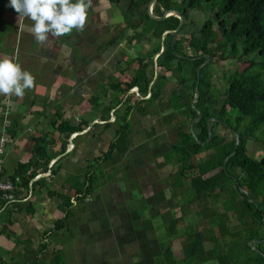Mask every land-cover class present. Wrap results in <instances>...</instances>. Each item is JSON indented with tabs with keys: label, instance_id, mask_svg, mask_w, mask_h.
I'll return each instance as SVG.
<instances>
[{
	"label": "trees",
	"instance_id": "trees-1",
	"mask_svg": "<svg viewBox=\"0 0 264 264\" xmlns=\"http://www.w3.org/2000/svg\"><path fill=\"white\" fill-rule=\"evenodd\" d=\"M149 2L150 0L135 1L136 8L145 9L144 14L140 13V21L135 27H142L141 39L148 46L152 39L158 40L159 43L153 50L145 46V54L128 61L129 68L126 72L136 63L138 65L128 82L110 84V88L120 93L122 97L114 98L115 101L118 100L117 104L112 105V103L111 106L106 107L105 114L99 120L108 121L109 112L115 110L114 115L122 112V122L117 124L114 120L103 124L105 127L117 124V127L114 140L110 142L102 157L107 160L115 153L123 154L128 151L127 138L132 133L129 116L134 111L142 115L155 114L152 111H145L146 108L142 103L154 104L148 107L150 110L151 107H155L162 97L164 81L170 77L178 81L177 88L171 92L168 101L173 112L183 109L187 112L189 125L197 117V113L191 107V100L198 80L199 96L194 106L201 111L202 117L199 122L193 124L195 137L189 126L178 124L172 131L176 139L170 144V150L167 152L169 155L163 154V159L168 163L172 158L177 157L175 159H178L179 165L175 185L181 186L185 180H188L189 189L193 192L191 201L201 202L213 195L222 196L228 201L229 207L226 211L232 212L233 216L237 217L239 228L237 223L233 228L228 227L226 217L211 209L209 210L212 215L211 222L219 228V236H215L213 229L209 230L208 236L199 232L189 234L190 241L185 251L186 256L180 260L172 257V238H170L161 252L160 264H203L207 262L201 261L204 255L215 256L213 259L217 264H264V241H261L264 240V233H261V230L264 231V153L261 158L256 159L249 155L247 149L248 142H256L264 152V0H157L152 9L155 16L160 17L167 10H179L187 15L192 9L210 16L206 17V22L200 30L199 24H196L194 19L189 27L185 25L181 28L173 48L167 46L156 59V67L163 73L157 75L151 86L154 79L153 58L160 51L162 34L174 30L179 20L174 16L162 21L150 19L146 13ZM8 5L9 0H0L1 32L9 27L3 18V12L8 10L16 13ZM133 10L128 13L132 15L135 13ZM131 24L126 22L127 26L113 33L106 44L113 45L127 30L126 28L133 30L134 26ZM167 37L171 39V34H167L165 39ZM227 45L229 49L225 51ZM177 55L189 59L178 58ZM206 55L210 56L211 62L200 69L197 77L196 69L205 60ZM216 58L222 61L233 59L240 65H246L241 71L223 76L227 87L225 86L219 94L213 90L212 76L209 73L210 65ZM182 74L186 76L182 77ZM134 87L138 88L139 96L132 93L125 97L127 91ZM146 97L148 98L145 99ZM220 100L221 105L218 107L216 105ZM97 101H100L99 95L93 96L92 103L95 104ZM229 111H236L239 114L235 118L234 125L231 123ZM210 118L218 119L222 124L216 121L210 122L211 139L205 145L199 144L207 140L206 121ZM244 118H248V122H245ZM163 120L169 124L171 118L168 116ZM88 125L89 121H83L78 126H71L63 121L54 127L59 133L69 136L83 131ZM216 125H220L224 133L215 132ZM230 128L238 133L239 145L235 155L227 161L224 170L223 162L235 145V136ZM257 131L259 133H256ZM209 151L206 159L198 158L202 153ZM33 154L37 157V150L33 151ZM49 160L46 158L44 172ZM34 165L37 166L36 160L20 164L9 177L14 182L13 196L17 199H23L31 189L30 181L37 174L35 172L27 174V172ZM16 177L19 178L17 182H15ZM228 185H230L229 189ZM239 188L244 192H240ZM250 200H254L256 205L251 204ZM66 203L67 206L68 200ZM4 205L5 202L0 200V214L6 220L5 224L0 226V234L6 235L8 226L11 225L9 216L11 211L8 207L4 208ZM205 211L207 208L204 210L206 215ZM169 229L171 232L174 230L173 227ZM222 239L224 242L220 246L214 244L213 247H206L207 242L216 243ZM253 239H258L259 242L248 245V241ZM252 246L256 248L255 251L252 250Z\"/></svg>",
	"mask_w": 264,
	"mask_h": 264
},
{
	"label": "crops",
	"instance_id": "crops-1",
	"mask_svg": "<svg viewBox=\"0 0 264 264\" xmlns=\"http://www.w3.org/2000/svg\"><path fill=\"white\" fill-rule=\"evenodd\" d=\"M95 3H97V6L94 7ZM104 3H106L105 6L108 8L110 7V0H94V2H92L87 21L89 24L86 23V27L84 31H82L83 33L81 32L78 40L75 38L77 32L74 30L71 35L59 38L49 37V42L45 45L38 44L30 34L28 28L32 23L26 22L27 18H21L18 14L8 10L3 12V18L9 24V27L7 26L4 31H0V43L5 47L7 38L10 39V41L15 39V43L19 44L20 49L16 51L17 48L14 46L13 55L10 56L15 58L23 69L30 71L34 75L35 82L33 88L26 90L23 97H16L11 94L0 95V137L4 135L7 139L5 151L2 156L1 180L11 181L9 177L14 174L17 167L20 164H26L30 160H36L37 166H32L27 174L35 172L37 175L30 181L31 189L28 191L27 195L23 199L14 197L17 201L13 206L14 208L8 207L11 211L9 214L11 225L8 226L6 235L0 234V249L5 250L7 258H5V261L0 259V264H110L108 262L109 259H106V257L109 255L110 251H113V243L123 244L124 250H127V240L130 237L127 238L126 234L123 236L122 232H119V229L121 227L120 223L125 222V216L129 215L125 208L127 206L126 202L129 201L128 210L130 211V215L133 218L137 216L134 210V204L130 201L133 200V196L130 193L134 185L124 180L122 188V184H120L119 181L113 180L109 182L105 180L104 176L112 170L117 177H119V174H122V168L116 166L119 164V156L125 154V157H128L130 160L129 155H131L134 149L128 144V139H130L131 136H133V138L134 136L137 137L141 133H138L137 129L133 127L141 121L142 118H146L147 121L152 120L151 116L154 114L145 113V115H142L137 111L132 112L128 118L132 129V133L127 138L128 151L123 154L115 153L111 158L104 160L102 157L103 151L98 154L96 153L98 148H95V139H102V137H105L108 134L105 133L108 131L107 127L103 128V131H98L96 133L93 129L95 124L96 126L99 124L103 125L104 123L116 120L115 113H113L115 110L109 112L110 119L108 121L103 122L99 119L105 114L106 107L111 106L109 102L119 93L116 91L114 92L110 88V85H108L104 92L105 94L102 93V101L99 103L97 101V103L94 104L92 103L93 88L83 87L81 82L79 85L75 79H72V81L69 78L63 77L64 72L73 70L72 66L77 65L81 58L80 54L79 59L74 62L72 60V58H74L73 50H71L70 56H63L62 58L61 49L63 43H68V39L71 40L73 38H75L73 40L83 42L81 35L93 27V22H97L95 16L98 15V9L105 8V6H103ZM106 12L107 11L104 10L102 14ZM105 15L107 20V13ZM125 33L126 32H124L122 37L111 46L106 44L111 37L107 38V41L104 43L107 46H103L107 47V49H115V47L118 46L117 44L124 42ZM153 43L156 44L155 41H153ZM68 46H75L78 49L76 43H74V45L68 43ZM120 47L122 46H119V49ZM148 49L152 50L153 47L149 46ZM125 56L119 55L117 59L118 65H121L122 61L126 59ZM128 61H130V59H128ZM24 62L29 63V65H23ZM63 62L65 64L68 63L72 68L69 69L68 65H63ZM33 64L37 65V68L33 66V69L30 70L28 66H32ZM118 71V69L117 71L114 70L113 73L116 74ZM123 71L124 70H120L119 72ZM124 74L127 78L126 82L133 76V74L130 75V70ZM104 76L99 80H102ZM84 78L88 79V75L86 74ZM92 78L93 76L91 75V80ZM85 79H83V76L80 77L82 81H85ZM61 81H63L64 84L66 83L65 86L71 90L70 94L72 97H75L73 100L77 101L79 95L83 93L87 95V93L91 91V97L88 103H85L79 111L73 108L74 110L71 109L69 113L66 110V105H64V108L61 107L62 99L58 98V96H61L58 89ZM42 86L44 87L42 88ZM135 90L136 92L130 91L126 93L125 97H128L132 93L139 96L136 94L138 90ZM29 93L34 94V97L30 98ZM73 94H75V96H73ZM141 98L142 97H140V99ZM147 98L148 97L145 99ZM31 100L32 102H30ZM8 104L10 105L8 119L11 125L6 129V132H4L3 112ZM167 104V108H164V110L167 111L170 107L171 111H173L169 101ZM62 109L64 113L61 112ZM44 113L50 114L51 118L48 123L44 120L45 118H42V114ZM76 114H79V116H76ZM118 114L117 120L120 124L122 122V112ZM67 117H69V119L72 118L71 123L68 122L71 126H78L82 124L83 121H89V125L81 132L66 136L59 133L55 127L63 121L67 122ZM175 128L176 126L174 125L171 132ZM45 130H47V132L50 131L49 136L48 133L43 136L36 135L37 132H44ZM56 133L59 134L57 140ZM113 140L114 138L111 141ZM26 142L30 145L33 144L31 153L33 159H30L31 155L29 158L26 153ZM167 145H169V149L167 150L169 151L170 142H168ZM35 150L38 152L37 157L33 154ZM166 152L161 154L163 155ZM143 153V150H140L138 155H142ZM10 158H12L13 161ZM46 158L50 160L44 172ZM139 158L140 157H137L136 159L139 160ZM132 163L134 166H132ZM149 164L147 163L145 167L147 172L143 173L142 171L144 176H140L141 172L139 171H141V169L136 166L135 160L122 167L126 172L132 175L131 180H136L140 188H142L141 184H143V180H150V175L152 173L153 177H156L155 182H157L158 176L155 174V169L157 167L153 169L150 166H154V163L151 164L149 162ZM155 165H157V162H155ZM135 168L138 169V172H135ZM96 169L99 171L98 180L95 179L97 174ZM158 179L161 180L160 178ZM36 181H38V183L35 184ZM152 187L153 184L149 186L148 195H145L149 203L156 200L153 192L154 187ZM94 190H96L95 193ZM67 200L68 205L66 206ZM111 201H113L114 210H109L108 208ZM5 221V218L0 214L1 227L5 224ZM129 221L132 224L130 218ZM140 228H143V226ZM135 232L136 231L133 229L132 235H134ZM53 235H55V240H52L53 246H51L50 242ZM113 236H122V238H113ZM120 240H122L121 243ZM64 241H69V245H71L72 256H70L69 259L66 257L65 250H68V248L64 246ZM9 243L10 246L6 249V245ZM129 245L128 249L130 250L132 245L131 243H129ZM131 251H129L130 256L133 258V253ZM11 252L13 253L10 258L8 254ZM124 260L125 259L122 261L116 258L113 264H125ZM14 261L16 262L14 263Z\"/></svg>",
	"mask_w": 264,
	"mask_h": 264
},
{
	"label": "rangeland",
	"instance_id": "rangeland-1",
	"mask_svg": "<svg viewBox=\"0 0 264 264\" xmlns=\"http://www.w3.org/2000/svg\"><path fill=\"white\" fill-rule=\"evenodd\" d=\"M75 1V0H73ZM116 1V2H115ZM110 0V7L108 8L106 3H104L103 6L105 8L98 9V15L95 16L97 18V22H93V29L91 28L89 31L81 35V39H83V42L76 41L78 38H80L81 32L77 33L76 40L68 39L65 40L69 44L76 43L78 45V49L75 46H70L71 50H73L74 58L72 60L75 62L79 59V56L81 54V58L79 59V62L77 65H73V70H69V72H64L63 77L69 78L70 80L75 79L76 82L82 83L83 87L86 86V88H93L92 95L97 96L99 95L100 101H102L103 96L102 93L105 92L106 88L110 84H114L116 82L124 83L126 82L127 78L123 72H119L120 70H124L125 66L128 64V59L132 60L138 55H143L146 52L145 46L147 47V43L143 41L141 30L142 27H137L138 29H133L132 32H128V34L125 33V41L120 42L117 44L118 46L115 47V49L108 48L103 46L105 45V41H107V38H110L113 33H115L117 30H119L122 27L127 26L126 22L135 23L138 24L140 19V13L137 14V12L133 13L132 15L127 12V5L130 7L131 0L128 2L127 0ZM94 2V0H92ZM128 2V3H127ZM97 6V3L94 4V7ZM106 10L108 19L106 20V13L102 14V11ZM143 9L141 14H144ZM147 13V11H146ZM208 18L210 14H205ZM141 18V17H140ZM92 20V19H89ZM88 21V19H87ZM86 21L87 24H89ZM26 22L33 23L31 20L26 19ZM194 22L196 24H200V17L196 16L194 17ZM128 31L130 29L126 28ZM140 32V33H139ZM83 33V32H82ZM123 35V34H122ZM135 38L136 42L134 40L132 43L129 42L131 36ZM78 36V37H77ZM122 37V36H121ZM132 37V38H133ZM139 39V40H138ZM64 40V39H62ZM119 40V38H118ZM154 40V39H153ZM170 38L164 39L163 44L168 42ZM140 41V42H139ZM156 45L159 43L158 40H154ZM139 42V44H135ZM161 42V40H160ZM34 43V41H33ZM68 43H63L62 47ZM155 43L149 42V46L154 45ZM133 45V46H132ZM139 45V46H138ZM0 43V59H3L5 57H11L10 55H13V49L14 46L17 48L16 51H19V44L15 43V39L7 38L6 46ZM119 46L120 47L119 49ZM34 48V47H33ZM148 48V47H147ZM228 45L224 50H228ZM29 50V49H27ZM125 55L127 56L126 59L123 61V63L118 65L117 59L119 58V55ZM63 58V55H62ZM61 58V59H62ZM250 58V57H249ZM211 61H209L210 63ZM33 63V62H32ZM23 65H29V63L24 62ZM63 65L69 66L68 68H72L68 63L65 64L63 62ZM33 66L37 65L33 64L32 66H28V68L31 70L33 69ZM246 65H240V63L237 60L228 59L226 61H222L218 58H216L209 68V73L212 76V83H213V90L215 93L219 94V92H222L225 89V81L223 79V76H227L232 74L235 71H241L245 68ZM27 67V66H26ZM24 67V68H26ZM137 66L134 65L130 69V75L135 73ZM116 74H114V70L117 71ZM77 75H76V73ZM163 73L162 71L159 72V74ZM88 75V79H85V75ZM91 75L93 76L91 80ZM109 75V76H104ZM83 76V79L85 81L80 80V77ZM104 78L102 80H99L101 77ZM186 76V74H182V77ZM73 81V80H72ZM177 79L170 77L168 80L164 81V89H163V96L158 101V104H156L155 107H151L147 103H142L144 107L146 108L145 111H152L155 114L151 116L152 120L147 121L146 118H142L141 121H139L133 128L137 129L138 133H140L137 137L131 136L130 139H128V144H130L134 149L131 152L130 160L128 157H125L126 155H120L119 156V164L116 165L119 168H122V174H119L117 177L115 172L112 170L108 172L104 178L106 181H113L117 180L122 184V188L124 185V180L128 183H131L134 185V188L131 189V193L133 196V200H130L131 203L134 205V210L136 212V217L133 218L130 215L129 204L127 203V206L125 207L127 212L129 213V217L125 216V222L120 223L121 227L119 229V232H122V235L129 238L127 240V250H124L123 244L113 243V251H110L109 255L106 257V259H109L108 262L110 264H113L116 261V258H119V260H124L125 264H160L162 261V255L161 252L164 250L165 246L167 245L168 241L172 238V257L175 260L183 259L186 256V249L189 245V238L188 235L193 232H199L200 234L204 236L209 235V230L213 229V232L215 236H219V228L216 225H212L211 219L212 215H210L211 209L216 210L218 213H221L223 216L226 217V223L228 227H235L234 225L237 223L238 227V221L236 220V216L234 217L232 212L226 211L229 207V202L225 201V199L222 196L213 195L212 197H208L200 201H191L193 197V192L189 189V181L185 180L184 183L181 186L175 185V182L177 181L176 172L178 170V159L176 156L172 158V160L168 163L164 162L163 155L161 153L166 152L169 149V145H167L168 142L170 144L175 141L176 138H174V135L172 134L171 130L173 126H177L178 124H182L184 127H190V124L188 125L189 121L187 120L188 114L186 111L178 110V112L171 111L170 107L169 109L164 110V108H167L168 98L171 94V92L177 88ZM63 81L60 82V85L58 87L59 93L61 96H58V98L61 100V107L64 108V105H66V110L69 112L72 110L79 111L80 108L84 106L85 103H88L89 98L91 97L90 92L85 95L83 93L82 95H79L78 100H73L75 97H72L71 90H69L68 87L65 86ZM44 86H42L43 88ZM227 87V86H226ZM73 88V87H71ZM46 90V89H44ZM135 90V89H134ZM101 92V93H99ZM136 92V90H135ZM99 93V94H98ZM105 94V93H104ZM75 96V94H73ZM83 96V97H82ZM92 96V97H93ZM105 96V95H104ZM29 97L33 98L34 94L29 93ZM28 97V98H29ZM82 97V98H81ZM114 97V96H113ZM121 94H116L115 98H121ZM58 99V100H59ZM116 99H112L109 102V105H115L117 104ZM98 101V103L100 102ZM32 102V100L30 101ZM115 102V103H114ZM67 103V104H65ZM221 100L217 103L216 106L220 107ZM87 106V105H85ZM88 107V106H87ZM74 108V109H73ZM117 109V108H116ZM63 109H62V111ZM228 113L231 116V123L234 125L235 118L239 115L236 111H229ZM66 113V112H65ZM70 113V112H69ZM119 113V112H118ZM118 113H116V118L118 119ZM176 114V115H175ZM175 115V116H174ZM76 116H79V114H76ZM170 116L171 121L169 124H167L163 118ZM163 117V118H162ZM42 118H45L44 120L48 123L50 121V114L44 113L42 114ZM72 119V118H71ZM71 119L67 117V122L71 123ZM116 119V123H119V121ZM112 121V119H111ZM245 122H248V118H244ZM219 123L218 121H216ZM214 123V122H212ZM135 124V123H134ZM222 124V123H219ZM224 125V124H223ZM117 127V124L111 125L107 127V132H105L107 135L105 137H102V139H95V148H98L96 153H101L102 151L107 150L108 143L114 138L115 134V128ZM103 128H106L104 125H97L94 127V132L103 131ZM134 130V129H133ZM215 132H223V129L220 125L214 126ZM50 132V131H49ZM49 132L45 130L44 132H37V136H43ZM256 133H259L257 131ZM59 136L58 133H56V140ZM139 137V138H138ZM27 143V142H26ZM40 145V144H39ZM135 147V148H134ZM28 154V157L30 158V155L33 150V144L30 145L27 143L26 147ZM247 149L249 152V155L253 158L259 159L263 156V149L260 147L259 144L256 142H248ZM140 150H143L142 155H138V152ZM168 152V151H167ZM167 156L169 155V153ZM209 152L202 153L200 156H198L199 159H206L207 154ZM27 157V158H28ZM137 157H140L139 160L136 159ZM118 158V157H116ZM12 161L13 159L10 158ZM33 159L32 155L31 158ZM136 162V166L140 167L141 172L140 176H144L143 173L147 172L146 164L149 162L152 164L154 163V166H150L151 168L155 169L154 167H157L155 169V174L157 177V182H155L156 177H153V173L150 175L149 179H144L143 184H141L142 188H140L139 183L136 182V180H131L132 175L126 172L123 169V165L129 164V162ZM155 162H157V165H155ZM150 165V164H149ZM130 166V165H129ZM132 166L134 164L132 163ZM135 172H138V169L135 168ZM143 171V173H142ZM150 171V170H149ZM96 177L95 179H99V171L96 169ZM190 175V173H189ZM160 178L161 180H159ZM100 182V180H99ZM98 182V183H99ZM138 184V185H136ZM153 184L154 187V194H155V201L148 202L145 195H148L149 186ZM152 187V188H153ZM230 188V185H228V189ZM96 190H94V193ZM109 210H114L113 201L109 204ZM207 208L206 215L204 214V210ZM133 209V208H131ZM210 215V216H209ZM129 218L132 221V224L129 221ZM109 219V217H108ZM230 220V221H229ZM108 221V220H107ZM236 221L234 224L233 222ZM150 223V225H149ZM36 225V223L34 222ZM141 226L145 227L146 229L140 228ZM169 227H173L174 230L172 232L170 231ZM140 228V229H139ZM152 228V230L148 229ZM239 228V227H238ZM133 229L136 231L134 235ZM139 229V230H138ZM261 233H264L263 230H261ZM260 233V234H261ZM122 238V236H120ZM118 236H113V238H120ZM55 240V235L51 238V246H53V242ZM258 240V239H256ZM221 240L215 242H207L206 247H213L214 244L217 246H220V244L223 241ZM252 241V240H251ZM261 241H264L261 239ZM12 242V241H11ZM73 242V241H72ZM122 240H120V243ZM133 242V243H132ZM250 241H248L249 243ZM259 242V240H258ZM257 242V243H258ZM129 243H131L132 247L129 250ZM247 243V244H248ZM255 244V243H252ZM10 246V243L6 245V249ZM64 246L68 248L66 251V257L69 259L70 256H72V249L71 245H69V241H64ZM251 246V245H250ZM254 247V246H253ZM252 248V247H251ZM132 250V251H131ZM253 250V249H252ZM133 253V258L130 256V252ZM119 252V253H118ZM127 252V253H126ZM12 253H9V257H12ZM6 252L3 249H0V259L5 261V258L7 256L5 255ZM125 255V256H124ZM125 257V258H124ZM215 256L207 257L204 255L201 258L202 262H205L203 264H217V262L213 259ZM133 261H132V259ZM121 261V262H122ZM135 261V262H134ZM16 261H14L15 263ZM244 264V263H241Z\"/></svg>",
	"mask_w": 264,
	"mask_h": 264
},
{
	"label": "clouds",
	"instance_id": "clouds-1",
	"mask_svg": "<svg viewBox=\"0 0 264 264\" xmlns=\"http://www.w3.org/2000/svg\"><path fill=\"white\" fill-rule=\"evenodd\" d=\"M19 17L33 23L28 28L40 45L49 42V37H63L84 31L92 0H9ZM65 57L71 55V48L65 44L61 49ZM34 75L21 67L13 57L0 59V95L23 97L26 90L33 88Z\"/></svg>",
	"mask_w": 264,
	"mask_h": 264
},
{
	"label": "water",
	"instance_id": "water-1",
	"mask_svg": "<svg viewBox=\"0 0 264 264\" xmlns=\"http://www.w3.org/2000/svg\"><path fill=\"white\" fill-rule=\"evenodd\" d=\"M157 2V0H150V2L147 4V7H146V10H147V15L150 17V19L154 20V21H162L164 20L165 18L169 17V16H174L176 17L178 20H179V23L177 25V27L172 30V31H165L163 34H162V37H161V40L164 41L165 39V36L167 34H171V48H173L174 46V43H175V40H176V37L179 33V31L181 30V28L185 25H189V23L192 21L193 19V16L196 15V14H200L201 17H202V22L199 24V30L203 27V25L205 24L206 22V15L204 12H201L199 10H190L188 12V15L186 16L185 14H183L182 12H180L179 10H167L163 13L162 16H155L153 15L152 13V9H153V6L154 4ZM178 58H180L179 55H177ZM210 61V56L206 55L205 56V60L197 67L196 69V74H197V77H199V71L202 67L206 66ZM158 75V70L156 68V63H155V69H154V79L153 81L151 82L150 86L153 84L154 80L156 79ZM198 84H199V81L197 80V83H196V87L194 89V96L191 100V107L192 109L197 113V117L195 119L192 120V122L190 123V131L191 133L193 134V136L195 137V134L193 133V124L194 123H197L201 120V117H202V113L199 109H197L194 104L195 102L197 101L198 99V96H199V92H198ZM213 121H218L219 123H221L220 120L218 119H214V118H210L206 121V125H207V130H208V136H207V140L204 142V143H200L199 144H202V145H205L207 143H209L210 139H211V130H210V122H213ZM230 130H232L230 128ZM233 134L235 136V145H234V148H233V151L231 152V154L229 156H227L223 162V169L226 170V164H227V161L229 160L230 157H233L236 153V150H237V147L239 145V136H238V133L236 131H233ZM237 182V181H235ZM240 192H244V190L242 188H239ZM251 204H254L256 205L255 201L254 200H250ZM258 240L256 239H253L252 241H250L248 243V245H251L252 243H257ZM252 249L255 251L256 248L252 246Z\"/></svg>",
	"mask_w": 264,
	"mask_h": 264
},
{
	"label": "built area",
	"instance_id": "built-area-1",
	"mask_svg": "<svg viewBox=\"0 0 264 264\" xmlns=\"http://www.w3.org/2000/svg\"><path fill=\"white\" fill-rule=\"evenodd\" d=\"M138 95V93H136ZM9 111H10V105L8 104L3 112V126H4V132H6V129L11 125L10 121L8 119L9 117ZM7 143L6 137L3 135L0 137V200L5 202V207H13L15 205V202H17L13 196V190H14V182L12 181H2L1 180V173H2V156L5 151V145ZM19 178L15 179V182H17ZM14 208V207H13Z\"/></svg>",
	"mask_w": 264,
	"mask_h": 264
},
{
	"label": "flooded vegetation",
	"instance_id": "flooded-vegetation-1",
	"mask_svg": "<svg viewBox=\"0 0 264 264\" xmlns=\"http://www.w3.org/2000/svg\"><path fill=\"white\" fill-rule=\"evenodd\" d=\"M128 2L130 1V0H127ZM135 1H137V0H131V3H130V7H128V5H129V3H128V5H127V12H130V11H132L133 9V11L134 12H137V14H139V13H141V11H142V8H136V6L134 5V3H135ZM116 2V1H115ZM188 15V14H187ZM186 15V16H187ZM196 16H199L200 17V19H201V22H202V17H201V15L200 14H196V15H194L193 16V19H194V17H196ZM200 22V23H201ZM190 24V23H189ZM131 25H133L134 26V28L135 29H138L137 27H135L136 25H135V23H132ZM188 26V25H187ZM190 26V25H189ZM188 26V27H189ZM133 30H126V31H124V32H126V34H128V32H132ZM140 33V32H139ZM129 35V34H128ZM131 36V38H130V40H129V42H133L134 40H135V38L133 37V35H130ZM133 37V38H132ZM131 39H134V40H131ZM139 40V39H138ZM123 41H125V40H123ZM154 40L152 39L151 41H150V43L151 42H153ZM176 41V40H175ZM135 42H136V40H135ZM140 42V41H139ZM139 42H137V43H134L133 45H137V44H139ZM171 39L170 40H168V42H166L165 41V43L163 44V42H162V40H161V42H160V51H159V53H157L156 55H154V61H155V63H156V59L160 56V54L164 51V49L167 47V46H169L170 45V47H171ZM157 43V42H156ZM132 45V46H133ZM139 46V45H138ZM156 46V44H154V45H152V47L154 48ZM149 47V46H148ZM151 50V49H150ZM153 50V49H152ZM124 56H125V53H124ZM180 56V55H179ZM127 56H125V58H126ZM180 58H186V59H189L188 57H182V56H180ZM153 61V62H154ZM122 63H123V61H122ZM136 66H138L137 65V63L135 64ZM157 65V64H156ZM134 66V65H133ZM128 68H129V66H128V64H127V66H125V68H124V73L126 72V70H128ZM157 68V67H156ZM131 69V68H130ZM154 69H155V64H154ZM134 89H137L138 90V88L137 87H134V88H132V89H129L128 91H127V93H129L130 91H135ZM171 243H172V240H171ZM180 260V259H179Z\"/></svg>",
	"mask_w": 264,
	"mask_h": 264
}]
</instances>
